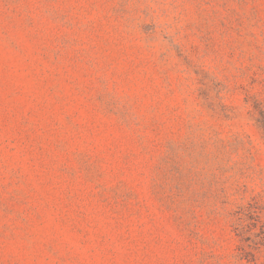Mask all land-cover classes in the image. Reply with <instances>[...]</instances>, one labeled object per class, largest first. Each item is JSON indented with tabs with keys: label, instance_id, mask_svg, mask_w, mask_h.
<instances>
[{
	"label": "rangeland",
	"instance_id": "374dc122",
	"mask_svg": "<svg viewBox=\"0 0 264 264\" xmlns=\"http://www.w3.org/2000/svg\"><path fill=\"white\" fill-rule=\"evenodd\" d=\"M250 201L264 0H0V264H264Z\"/></svg>",
	"mask_w": 264,
	"mask_h": 264
},
{
	"label": "trees",
	"instance_id": "16d2710c",
	"mask_svg": "<svg viewBox=\"0 0 264 264\" xmlns=\"http://www.w3.org/2000/svg\"><path fill=\"white\" fill-rule=\"evenodd\" d=\"M233 216L236 235L243 245L240 247L239 256L242 258L255 256V251L264 249V221L257 202L250 201L239 206Z\"/></svg>",
	"mask_w": 264,
	"mask_h": 264
}]
</instances>
